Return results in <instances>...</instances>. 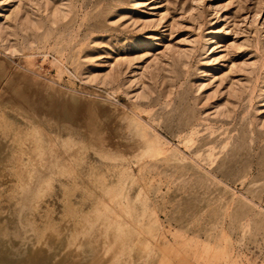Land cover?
I'll list each match as a JSON object with an SVG mask.
<instances>
[{
    "label": "rangeland",
    "instance_id": "obj_1",
    "mask_svg": "<svg viewBox=\"0 0 264 264\" xmlns=\"http://www.w3.org/2000/svg\"><path fill=\"white\" fill-rule=\"evenodd\" d=\"M25 256L264 264V0H0V264Z\"/></svg>",
    "mask_w": 264,
    "mask_h": 264
},
{
    "label": "bare ground",
    "instance_id": "obj_2",
    "mask_svg": "<svg viewBox=\"0 0 264 264\" xmlns=\"http://www.w3.org/2000/svg\"><path fill=\"white\" fill-rule=\"evenodd\" d=\"M48 101H50V99L48 100ZM42 102H44V101H42ZM47 102H44V104H46ZM48 105V104H47ZM65 105H67V104H65ZM44 106H46V105H44ZM74 104H70V105H68V106H66V107H69V109H71V108H74ZM47 107V106H46ZM64 107H62L61 108V110L63 109ZM68 109V108H67ZM65 110V109H64ZM74 110H72V112H73ZM65 112V111H64ZM63 113V112H62ZM74 114V113H73ZM71 115V114H70ZM70 117V116H69ZM70 119V118H69ZM112 123V122H111ZM113 124V123H112ZM113 128H115V127H113ZM116 129V128H115ZM113 134V133H112ZM115 134V133H114ZM112 136V135H111ZM119 136V135H118ZM125 147H127V148H130L129 150H127L129 153H133L132 151H131V147L130 146H128V145H125ZM15 248H16V246H14V247H12V248H9V249H7V251H8V254L9 255H11V254H13L14 253V250H15ZM30 259H31V257L30 256H25L23 259H22V261L20 262V264H26L27 262H29L30 261ZM81 262H82V260L80 259V260H78L77 261V264H81ZM35 264H49V262H47V261H45V262H43V263H35Z\"/></svg>",
    "mask_w": 264,
    "mask_h": 264
}]
</instances>
